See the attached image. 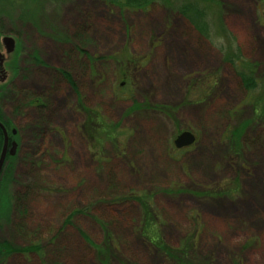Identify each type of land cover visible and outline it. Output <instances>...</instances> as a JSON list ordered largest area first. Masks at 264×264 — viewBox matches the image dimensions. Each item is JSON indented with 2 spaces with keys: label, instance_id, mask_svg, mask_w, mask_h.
I'll list each match as a JSON object with an SVG mask.
<instances>
[{
  "label": "rangeland",
  "instance_id": "obj_1",
  "mask_svg": "<svg viewBox=\"0 0 264 264\" xmlns=\"http://www.w3.org/2000/svg\"><path fill=\"white\" fill-rule=\"evenodd\" d=\"M170 1L0 0V30L17 39L2 114L18 143L2 169L0 242L39 248L0 264H264V1L190 0L206 8L209 38ZM236 46L246 65L223 61ZM20 60L26 74L11 70ZM249 64L251 92L237 75ZM35 96L48 115L25 118ZM183 131L196 141L176 149ZM217 186L229 194L195 193ZM129 192L150 196L144 227L172 255L141 236L138 203L119 201Z\"/></svg>",
  "mask_w": 264,
  "mask_h": 264
},
{
  "label": "trees",
  "instance_id": "obj_2",
  "mask_svg": "<svg viewBox=\"0 0 264 264\" xmlns=\"http://www.w3.org/2000/svg\"><path fill=\"white\" fill-rule=\"evenodd\" d=\"M107 4L116 6L123 10H145L148 7H150L155 2H160L161 4L171 5L170 0H103ZM170 1V2H169ZM178 1V5L174 6V9L180 13L183 17H185L188 22L194 27V29L202 35L204 38H209L211 33V23L212 21L209 19V14L205 7H197L195 3L191 2L190 0H175ZM264 1V0H263ZM218 3V2H217ZM219 7H217L218 9ZM264 14V11H263ZM220 21V20H219ZM222 59L224 62L228 63L229 65L236 67L238 63L241 65H246L242 60V54L239 47L235 48H228V51L225 49L222 50ZM255 70L254 67L249 64L246 69L237 71L238 78L240 80V84L243 89H245L247 92L254 91L258 87L257 78L254 74ZM61 74L66 78L69 82L70 76L68 73L61 72ZM259 79L264 83V75H260ZM263 95V94H262ZM260 98V95L258 96ZM264 99V97H263ZM264 101V100H263ZM155 108V107H154ZM83 109H85L83 107ZM162 109V108H161ZM261 119H264V114L258 116ZM86 127L84 126V129ZM87 132V131H86ZM238 131L233 130L230 132V135L228 137V143H230V148L232 150H236L237 146V139L239 138ZM92 135V134H91ZM236 136V138H235ZM92 137V136H91ZM93 138V137H92ZM10 161L8 165H4V172L8 173L11 169L10 167ZM112 177L110 178L111 181ZM232 183H237L236 180H232ZM227 186V185H226ZM230 191L226 190L225 187L217 186L216 190L213 189V191H209V189L203 191V192H195L197 194H203L205 196L212 194H216L217 196L220 195H228ZM142 195H138V192H129V194L122 196L119 201L122 200L124 202L127 201H134L138 203L141 213H142V225L138 229L141 236L151 245L153 246L159 253L170 256L171 254V247L168 246L162 239L161 234L159 233L158 229H152L149 226L147 229L144 227L145 225L153 223V220H156V216L151 210V203H150V196L145 195L141 193ZM127 200V201H125ZM185 247V246H184ZM38 251L39 248L36 246H29L26 248H17L5 241L0 242V254H8V253H15V252H29V251ZM179 250V249H178ZM184 250V249H182ZM177 252V250H176ZM182 255V254H181ZM180 257V255H178Z\"/></svg>",
  "mask_w": 264,
  "mask_h": 264
},
{
  "label": "flooded vegetation",
  "instance_id": "obj_3",
  "mask_svg": "<svg viewBox=\"0 0 264 264\" xmlns=\"http://www.w3.org/2000/svg\"><path fill=\"white\" fill-rule=\"evenodd\" d=\"M5 36H10L15 40H17L15 37V35L11 34V33H3L0 30V123L2 124V127L4 128L6 135H7V142H6V149H5V157H4V161H3V165L6 161L9 160V158L13 157V155L16 154L17 152V146L18 143L17 141H14L12 137L9 136L8 132L10 130L12 135H16L17 134V130L14 128H11L10 124H9V120L6 118V116H4L2 114V112L4 111V109L6 108V104H8L7 102V98L10 95V87L13 86L14 80L15 78H8V74H9V69L11 67H9V63L11 61V59L9 60V56L13 53H9L6 51V47L3 44V37ZM16 45V44H15ZM19 52V51H18ZM22 54L20 53L19 57L21 58ZM27 57L24 55V58ZM32 60L35 62L36 61V57L33 56ZM13 63V64H12ZM12 69L14 71V73H16L17 68H19V73L21 75L22 74H26L27 71L29 70V67L27 65V63H23V61L21 62V60L17 63H15L14 61H12ZM23 82L25 81L26 83V79L22 80ZM43 95V94H42ZM46 96V95H45ZM26 99V98H25ZM26 101V100H25ZM34 109V108H38L41 109L40 111H45L42 112L40 114V117L46 116L48 115V113L46 111L49 110V108L46 106V103H44V100L40 99L39 96H35L34 98L30 99L28 101V104L26 106H24L23 109V115L26 118L27 116V110L28 109ZM2 127H0V139H1V145H0V154L2 152V148L4 146V133L2 130ZM12 142H15L16 147H15V151L14 154L11 156L10 155V149H11V144ZM3 165H2V169H3ZM0 171V190L2 189L3 191L5 190V187L8 186L9 183V179L7 177H5L6 173H3V171ZM5 178V179H4Z\"/></svg>",
  "mask_w": 264,
  "mask_h": 264
},
{
  "label": "water",
  "instance_id": "obj_4",
  "mask_svg": "<svg viewBox=\"0 0 264 264\" xmlns=\"http://www.w3.org/2000/svg\"><path fill=\"white\" fill-rule=\"evenodd\" d=\"M3 44L5 45L7 52L11 53L15 50V41L12 37L10 36L3 37ZM0 127H2L1 123H0ZM2 130L4 133V146L0 154V171L2 169V165H3V161L5 157V149H6V142H7V135L3 127H2ZM194 142H195L194 134L191 133L190 131H183L179 135L176 136V138L173 141V144L176 149H182V148L189 147ZM15 147H16L15 142H12L11 149H10V155L14 154Z\"/></svg>",
  "mask_w": 264,
  "mask_h": 264
}]
</instances>
